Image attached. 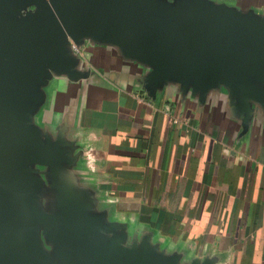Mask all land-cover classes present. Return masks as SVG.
Masks as SVG:
<instances>
[{"label":"water","instance_id":"obj_1","mask_svg":"<svg viewBox=\"0 0 264 264\" xmlns=\"http://www.w3.org/2000/svg\"><path fill=\"white\" fill-rule=\"evenodd\" d=\"M100 51L135 68L138 96L174 95L200 111L220 105L239 138L264 125V7L0 0V264H222L120 218L90 175L94 151L77 121L105 73L94 62ZM69 87L77 92L63 103Z\"/></svg>","mask_w":264,"mask_h":264},{"label":"crops","instance_id":"obj_2","mask_svg":"<svg viewBox=\"0 0 264 264\" xmlns=\"http://www.w3.org/2000/svg\"><path fill=\"white\" fill-rule=\"evenodd\" d=\"M94 62L105 73L82 99L78 133L94 151L88 171L120 218L189 257L264 264V125L239 138L222 106L184 109L167 94L151 101L135 94L134 67L103 51ZM76 92L66 88L60 101Z\"/></svg>","mask_w":264,"mask_h":264},{"label":"built area","instance_id":"obj_3","mask_svg":"<svg viewBox=\"0 0 264 264\" xmlns=\"http://www.w3.org/2000/svg\"><path fill=\"white\" fill-rule=\"evenodd\" d=\"M174 121L176 122V119H174Z\"/></svg>","mask_w":264,"mask_h":264}]
</instances>
